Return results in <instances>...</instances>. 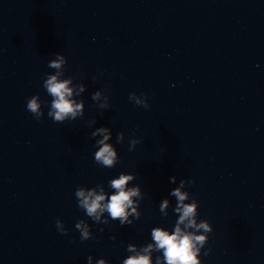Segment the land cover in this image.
<instances>
[{
    "label": "water",
    "instance_id": "obj_1",
    "mask_svg": "<svg viewBox=\"0 0 264 264\" xmlns=\"http://www.w3.org/2000/svg\"><path fill=\"white\" fill-rule=\"evenodd\" d=\"M204 264H264V0H192Z\"/></svg>",
    "mask_w": 264,
    "mask_h": 264
},
{
    "label": "clouds",
    "instance_id": "obj_2",
    "mask_svg": "<svg viewBox=\"0 0 264 264\" xmlns=\"http://www.w3.org/2000/svg\"><path fill=\"white\" fill-rule=\"evenodd\" d=\"M63 62L64 56L58 55L56 59L51 61L49 67L59 69ZM70 85L71 81L60 78L59 72L49 75L44 81V87L48 95L52 97L49 115L56 121H62L69 115L75 117L83 109V103H78L73 98V87ZM80 90L83 91V86ZM95 95L98 97L99 93ZM136 102L140 103L139 100ZM27 109L37 117L42 115L40 111L41 101L38 96L28 99ZM97 133H103L104 135L98 141L101 147L95 153V159L105 166H111L117 156L115 147L107 143L112 133L107 127L98 128L94 135ZM132 179H134L132 174H121L114 178L111 181V187L116 191L112 192L111 195L103 190L97 192L95 189H79L76 192L79 204L88 216L97 220L107 211L110 217L113 219L120 218L121 223H124L128 219L129 208L134 204L133 197L138 196L140 191L139 187L136 186L127 187L128 182ZM175 179L176 177L173 176L172 180ZM172 194L179 202L175 210L180 213L174 230L164 227L152 229L151 236L154 244H148L141 251H136L135 245H129L131 255L124 260L123 264H152L151 251L153 248L163 250L162 259L166 261V264H201L199 259L200 249L197 245L203 244L205 236L190 232L188 229L195 228L210 231L211 226L207 221L197 223L196 204L195 202L185 203L187 193L183 191V181L180 187L173 189ZM168 203L169 201L165 199L161 208H166ZM131 212H136V208L131 207ZM76 227L81 230L83 238L90 235L88 227L83 222L78 223ZM57 228H62L59 221H57ZM88 260L91 264L92 257L89 256ZM98 264H107V261L100 259ZM157 264H160V258H157Z\"/></svg>",
    "mask_w": 264,
    "mask_h": 264
}]
</instances>
